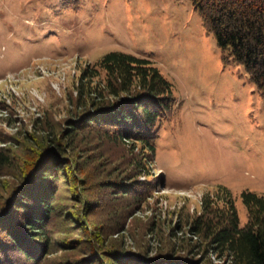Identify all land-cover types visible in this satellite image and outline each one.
Returning a JSON list of instances; mask_svg holds the SVG:
<instances>
[{"label": "trees", "instance_id": "trees-1", "mask_svg": "<svg viewBox=\"0 0 264 264\" xmlns=\"http://www.w3.org/2000/svg\"><path fill=\"white\" fill-rule=\"evenodd\" d=\"M189 1L222 62L243 67L264 109V0ZM75 87L76 114L34 124L18 150L0 144V177H11L0 179V264H264V194L240 191L246 220L238 225L224 185L185 214L177 245L175 225L151 254L143 241L123 249L111 234L161 183L150 167L159 124L174 107L170 82L150 59L113 49L84 64ZM84 138L113 142L116 164L105 166L106 154H91ZM57 231L67 235L51 243Z\"/></svg>", "mask_w": 264, "mask_h": 264}, {"label": "rangeland", "instance_id": "rangeland-1", "mask_svg": "<svg viewBox=\"0 0 264 264\" xmlns=\"http://www.w3.org/2000/svg\"><path fill=\"white\" fill-rule=\"evenodd\" d=\"M113 49L150 59L169 80L174 107L153 141L150 171L161 183L111 235L121 236L127 250L143 241L151 254L176 225L177 245L185 214L220 185L242 225L240 191L264 194L262 99L240 64L222 62L189 0H0V144L18 150L34 124L76 114L80 68ZM87 139L79 144L106 154L105 166L116 164L113 142ZM50 235L52 243L67 233Z\"/></svg>", "mask_w": 264, "mask_h": 264}]
</instances>
